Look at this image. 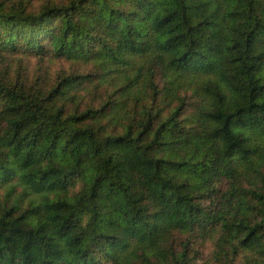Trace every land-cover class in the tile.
<instances>
[{
  "label": "trees",
  "instance_id": "trees-1",
  "mask_svg": "<svg viewBox=\"0 0 264 264\" xmlns=\"http://www.w3.org/2000/svg\"><path fill=\"white\" fill-rule=\"evenodd\" d=\"M20 51L123 98L0 71V264H264V0H0Z\"/></svg>",
  "mask_w": 264,
  "mask_h": 264
},
{
  "label": "rangeland",
  "instance_id": "rangeland-1",
  "mask_svg": "<svg viewBox=\"0 0 264 264\" xmlns=\"http://www.w3.org/2000/svg\"><path fill=\"white\" fill-rule=\"evenodd\" d=\"M28 8L31 10H37L40 6L46 2H61L64 0H24ZM6 59V60H5ZM4 60H0V71L6 72L8 75L15 76L20 74L28 84L39 82V85L51 86L57 81V77L62 73H92L96 76L93 82H89V88L85 90L86 93L81 106L84 107L92 102L99 104L107 99H122L121 95L117 93L115 87L117 80L106 79L101 80V75H97L99 66L95 62H83L80 60L69 59L64 56L58 57L52 52H48L44 56H38L35 53L20 51L17 53H9ZM139 104H142L140 102ZM135 104L131 105L133 110ZM3 193V190H0ZM187 235H182L184 239ZM196 248L201 250L202 259L204 258L208 262L198 260V264H218L213 256L212 252L216 249L215 239H208L203 243H197Z\"/></svg>",
  "mask_w": 264,
  "mask_h": 264
}]
</instances>
